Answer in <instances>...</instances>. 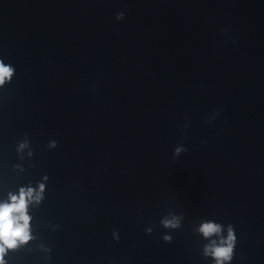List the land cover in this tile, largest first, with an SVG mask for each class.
I'll use <instances>...</instances> for the list:
<instances>
[{
	"label": "clouds",
	"instance_id": "9594fccd",
	"mask_svg": "<svg viewBox=\"0 0 264 264\" xmlns=\"http://www.w3.org/2000/svg\"><path fill=\"white\" fill-rule=\"evenodd\" d=\"M11 75L12 69L0 62V84H3L5 78H10ZM31 193L32 189H28L26 193L25 189L21 188L18 198L10 194V202L0 204V264H5L4 253L6 248H15L17 241L27 243L30 239L28 231L30 217L27 214V197L31 196ZM200 230L207 237L219 232L220 226L213 223H205ZM233 240L234 236L230 230L228 246L212 249V254L217 259V264H220L221 259H230L232 253V244L230 241Z\"/></svg>",
	"mask_w": 264,
	"mask_h": 264
}]
</instances>
